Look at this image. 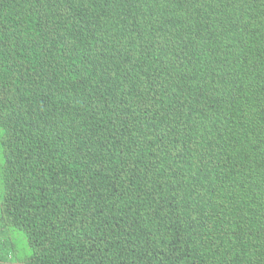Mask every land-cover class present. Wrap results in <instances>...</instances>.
<instances>
[{"label":"trees","instance_id":"trees-1","mask_svg":"<svg viewBox=\"0 0 264 264\" xmlns=\"http://www.w3.org/2000/svg\"><path fill=\"white\" fill-rule=\"evenodd\" d=\"M0 152L11 264H264V0H0Z\"/></svg>","mask_w":264,"mask_h":264},{"label":"crops","instance_id":"crops-1","mask_svg":"<svg viewBox=\"0 0 264 264\" xmlns=\"http://www.w3.org/2000/svg\"><path fill=\"white\" fill-rule=\"evenodd\" d=\"M2 237L0 236V238H2ZM0 241H1V239H0ZM0 264H7L6 258L4 256V250L3 249L0 250Z\"/></svg>","mask_w":264,"mask_h":264},{"label":"built area","instance_id":"built-area-1","mask_svg":"<svg viewBox=\"0 0 264 264\" xmlns=\"http://www.w3.org/2000/svg\"><path fill=\"white\" fill-rule=\"evenodd\" d=\"M4 256H5V258H6V261H7V264H11V263H13V255L11 254V253H6L5 251H4Z\"/></svg>","mask_w":264,"mask_h":264},{"label":"rangeland","instance_id":"rangeland-1","mask_svg":"<svg viewBox=\"0 0 264 264\" xmlns=\"http://www.w3.org/2000/svg\"><path fill=\"white\" fill-rule=\"evenodd\" d=\"M1 160H2V158H1V152H0V163H1ZM17 236L19 237V240L23 241L26 245V240H25V236H24L23 232L18 231Z\"/></svg>","mask_w":264,"mask_h":264}]
</instances>
